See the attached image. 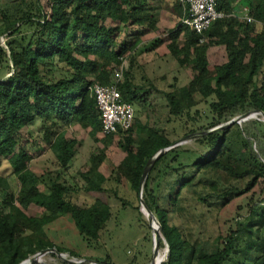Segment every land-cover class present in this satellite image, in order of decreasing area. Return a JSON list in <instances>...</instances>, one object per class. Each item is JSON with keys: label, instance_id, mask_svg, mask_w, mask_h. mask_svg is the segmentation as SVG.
I'll list each match as a JSON object with an SVG mask.
<instances>
[{"label": "trees", "instance_id": "obj_1", "mask_svg": "<svg viewBox=\"0 0 264 264\" xmlns=\"http://www.w3.org/2000/svg\"><path fill=\"white\" fill-rule=\"evenodd\" d=\"M164 1L0 0V36L7 38L6 49L0 48V65L9 71L0 79V165L6 161L18 184L12 191L0 174V264H22L46 250L78 257L50 241L46 227L68 218L84 242H96L111 219L107 196L117 197L105 186L122 181L137 199L139 216L142 191L141 201L167 247L162 264H264V150L260 147L254 153L251 147V139L264 140V123L233 121L252 113L264 116V0H218L217 11L228 17L213 22L204 33L181 25L182 10L175 1L179 22L167 31L165 48L180 67L190 69L192 79L164 95L167 122L178 123L181 137L193 136L203 154L172 148L166 134L141 124L137 117L128 131L98 137L101 126L89 89L93 84H112L114 69L131 57L142 38L159 32L156 10ZM237 8H247L255 23L240 21ZM107 21L116 26L107 27ZM132 27L140 29L138 36L119 41ZM161 45L158 37L147 51ZM213 48L223 49L225 61L209 66L207 54ZM123 76L117 84L123 102L132 105L150 93L135 88L127 72ZM200 104L202 112L196 109ZM36 120L55 160L54 176L30 171L33 158L20 142V132ZM72 126L86 131L102 147L79 175L82 190L93 199L86 207L71 202L72 190L61 180L77 153L78 142L65 133ZM115 139L124 158L105 177L100 168ZM186 155L188 160L182 162ZM186 170L194 176L188 177ZM166 175L176 180L161 208L158 189ZM208 176L243 186L221 191ZM198 187L201 192H196ZM183 190L218 210L238 199L244 204L236 206L237 218L226 222V229L220 228L211 241H191L169 219ZM31 207L38 209V216L26 213ZM157 241L160 247L162 241Z\"/></svg>", "mask_w": 264, "mask_h": 264}, {"label": "rangeland", "instance_id": "obj_2", "mask_svg": "<svg viewBox=\"0 0 264 264\" xmlns=\"http://www.w3.org/2000/svg\"><path fill=\"white\" fill-rule=\"evenodd\" d=\"M175 1L165 0L162 3V7L156 10L159 32L144 36L131 57L123 61L126 72L131 75L134 87L144 91L150 90L148 95L139 102L132 104L134 118L137 117L141 124H146L150 129L166 134L173 142L172 148L176 147L181 151L200 155L205 152L204 148L198 146L192 140L193 137L190 139H187L189 136L181 137L177 129L178 123L167 122L168 110L164 95L187 85L192 79L190 69L180 67L169 56L165 48L167 31L179 22V18L173 10ZM240 12L241 8H237L235 13L243 22ZM106 26L111 28L115 27L116 24L107 21ZM139 33V28H127L121 34L119 41L129 42ZM158 37L162 40V45L153 51H147L151 47L152 40ZM6 41L5 36H0V48L6 49ZM207 60L209 66L222 64L225 61L223 49H210ZM8 73L5 65H0V79L8 77ZM196 109L199 112L205 110L203 104L198 105ZM233 121L239 125L247 121L264 123L263 118L257 113H252L242 119L236 118ZM65 133L66 138L75 139L78 142V147L68 170L61 175V180L72 190L71 202L77 206L86 207L93 202V199L82 190L84 185L79 175L87 169L89 157L97 155L102 147L95 144L88 137L87 132L77 126L69 127ZM20 142L25 145L33 158L29 164L30 171L36 175L52 173L51 176L58 172L54 157L49 151L47 143L43 140V129L39 120L20 132ZM117 142L118 139H115L105 151V161L100 168L105 177H108L109 170H113L124 158V153L117 147ZM251 144L254 153H259L260 147L264 150V140L259 139V136L257 139H251ZM181 158L182 162L188 160L187 155ZM261 158L264 162V156ZM0 174L8 179L10 188L16 192L18 184L11 176V170L5 160H2L0 165ZM187 176H194V172L188 171ZM196 178L199 179L201 176L198 175ZM208 179L213 180V182L216 180L218 189L221 191L231 189L233 186H243L241 182L224 183L217 176H208ZM175 180L176 178L172 175H166L162 179L158 189L161 208L165 207V201L172 192ZM105 187L115 190L117 197L111 194L107 196L111 219L96 242L89 244L84 242L75 230L73 223L66 218L47 226L46 234L57 247L76 252L78 257L72 258L68 254H56L54 250H46L34 258L28 259L29 261H25L24 264H69L70 262V264H127L133 260L140 262V264L141 262H143L142 264H162L166 260L167 247L158 227L154 225L151 229L150 215L152 216V214L144 215L141 209L139 210L140 216L137 214L135 211L138 204L137 199L124 181L118 185L108 183ZM40 190L46 192L42 186H40ZM195 190L201 192L199 187ZM141 194L142 191L138 196L140 199ZM2 196L3 194L0 193V200ZM123 203H125L124 206ZM240 204L243 205L244 202L238 199L233 205H227L222 210H218L216 205L201 204L191 191L183 190L178 208L169 215L170 224L179 228L181 233L191 241H211L220 228L221 230L226 229V222L237 218L236 206H241ZM37 211L36 207H31L26 213L31 217H36L38 216ZM152 218L154 217L152 216ZM147 228L150 229V232L147 231ZM157 240L162 241L160 247H158ZM149 257L150 260H148Z\"/></svg>", "mask_w": 264, "mask_h": 264}, {"label": "built area", "instance_id": "obj_3", "mask_svg": "<svg viewBox=\"0 0 264 264\" xmlns=\"http://www.w3.org/2000/svg\"><path fill=\"white\" fill-rule=\"evenodd\" d=\"M177 2L182 10L181 25L194 33H204L213 22L228 17L217 11L218 0H177ZM247 12V8L241 9V19L246 24H254V20L248 16ZM126 71V66L122 61L120 66L113 71L114 82L112 84L106 86L93 84L89 89L99 116L101 137L116 134L118 131H128L133 124L134 109L132 105L121 100L117 89V84L122 82ZM38 255L40 254L32 257Z\"/></svg>", "mask_w": 264, "mask_h": 264}, {"label": "water", "instance_id": "obj_4", "mask_svg": "<svg viewBox=\"0 0 264 264\" xmlns=\"http://www.w3.org/2000/svg\"><path fill=\"white\" fill-rule=\"evenodd\" d=\"M263 117V120H264V116H262ZM235 122V121H234ZM193 136H189L187 139H190V138H192ZM161 154V153H160ZM159 154V155H160ZM158 156H156V158H157ZM149 169H150V167H148L144 172H143V174H142V176H141V179H140V182H139V189L141 190V187H142V184H143V181H144V179H145V177H146V175H147V173L149 172ZM139 204H140V209L141 210H143L146 214H148V216L150 215V213L148 212V210L146 209V207L144 206V204L142 203V201H141V199L139 200ZM150 217H151V229L153 228V226L154 225H156L155 224V222H154V218H152V216L150 215ZM71 263V262H70ZM73 264H76V263H73ZM79 264V263H78Z\"/></svg>", "mask_w": 264, "mask_h": 264}, {"label": "bare ground", "instance_id": "obj_5", "mask_svg": "<svg viewBox=\"0 0 264 264\" xmlns=\"http://www.w3.org/2000/svg\"><path fill=\"white\" fill-rule=\"evenodd\" d=\"M142 212H143L144 215H147L148 216V214H146L143 210H142Z\"/></svg>", "mask_w": 264, "mask_h": 264}]
</instances>
